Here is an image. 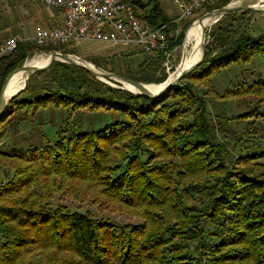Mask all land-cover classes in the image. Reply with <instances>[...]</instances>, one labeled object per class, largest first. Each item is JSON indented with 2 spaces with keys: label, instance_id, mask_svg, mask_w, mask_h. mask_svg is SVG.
<instances>
[{
  "label": "trees",
  "instance_id": "trees-1",
  "mask_svg": "<svg viewBox=\"0 0 264 264\" xmlns=\"http://www.w3.org/2000/svg\"><path fill=\"white\" fill-rule=\"evenodd\" d=\"M226 1L207 11L224 6ZM149 2L153 7L141 17L152 27L169 23L158 2ZM132 3L140 8L147 5L142 0ZM229 17L230 13L220 19L216 33L206 31L212 43L205 46L203 61L184 78L198 76L197 68L210 77L232 63L244 64L255 56L264 58V34L235 36L230 24L224 23ZM183 38L182 31L175 44ZM213 43L219 49L215 55L209 48ZM60 47L39 49L68 53ZM28 50L27 43L21 42L13 53L0 56V89L7 75L23 65ZM138 68L122 74L144 83H162L167 77L163 74L148 79L141 73L140 64ZM19 75L20 71L15 72L11 78ZM228 94H250L264 103V79L240 85ZM196 103L190 90L181 88L180 83L158 98H149L112 88L82 67L61 61L31 75L25 88L8 102L0 123L17 104L30 107L33 116L48 114L49 119L40 123L49 125L54 123L53 112L61 108L64 123H73L72 129L77 111L83 109L94 114L98 110L121 111L126 116L103 128L71 130L65 139L52 143L44 140L23 152L0 154L2 166L14 170L11 179L0 187V264H210L205 254L215 253V247L236 245L247 249L239 254L226 251L223 261L218 262L264 264V167L250 163L253 156L264 158V149L240 156L237 162L249 167L248 172L226 173L225 179L235 178L241 184L234 205H229L233 189L226 188L222 180L228 152L211 134L202 109L194 108ZM143 153L146 158L141 157ZM175 159L182 172H176ZM254 173L261 180L254 181L250 175ZM63 188L75 198L83 192L92 198L102 196L104 200L96 201L142 217L152 226L167 224L169 237L195 243L198 256L180 253L183 257L174 258L175 243L166 248L164 237L147 234V225L120 224L63 206L48 207L46 200ZM203 188L206 193L201 194ZM193 193L205 198L208 213L193 208ZM221 208L225 217L213 221L210 214ZM204 221L213 223L211 231L215 238L220 236L218 244L205 243ZM169 250L173 255H166Z\"/></svg>",
  "mask_w": 264,
  "mask_h": 264
},
{
  "label": "rangeland",
  "instance_id": "rangeland-1",
  "mask_svg": "<svg viewBox=\"0 0 264 264\" xmlns=\"http://www.w3.org/2000/svg\"><path fill=\"white\" fill-rule=\"evenodd\" d=\"M156 1L158 2L159 8L170 20L167 26V32L168 39L170 38L171 42H168L169 46L167 51L161 53V55L139 51H125L112 47L106 43L93 40L72 42L60 48L63 52L67 51V54L85 59L102 70L111 71L120 75H123L122 73L126 69L139 70L138 65L140 64L141 73H144V76L148 79H156L163 74L167 75L166 78L168 79L173 78L172 75L178 68L182 53L186 46L188 30L191 23L203 13L207 12L209 7L212 8L217 3H222L225 0H211L193 16L182 19L179 18V11L176 6L169 0ZM237 1L239 0H227L226 4L235 3ZM142 3H147L145 8H141L142 14L150 12L154 5V3L149 2V0H142ZM259 5H264V3L260 2L257 6ZM48 14L49 9L41 5L37 0H0V43L6 37L18 32L24 38L22 43H27L29 46V55L24 60V63L27 58L36 54L49 55L52 52L42 48L39 49L40 46H37L31 38L33 26L37 23L43 24L41 22V17H47ZM219 22H221L220 19L218 21H213L212 24L205 29L203 28L205 33L206 31L208 33H216L217 29L215 27ZM224 23L230 24V28L235 31V36L241 33L252 36L264 34V6L263 8L254 7V9L231 12L230 17L227 18ZM182 31L184 32L182 42L180 44H175L178 35ZM202 32L199 38L200 42L202 39ZM205 41V46L208 42L212 43L211 38L207 35H205ZM172 43H174V45ZM216 45L217 44L213 43L209 46L212 55L217 54L219 50L218 45ZM159 56H162L161 59ZM198 69L199 68L194 70L197 71L198 76L194 75L192 78H183L180 81V87L190 90L197 100L194 108L202 109L209 123L208 126L211 134L215 137L216 141L227 149L228 160L226 159L223 162L225 174L222 176V180H224L226 188L233 189L231 193L232 202L229 201V205L233 206L234 201L237 199V192L239 191V189H237V187H239L238 184H241L235 178L228 180L225 179V176L226 173L228 176H233L238 171L248 172L249 167L237 162L238 159L241 158L240 156L247 151H249V153H257L259 149H264V103L250 94L229 95L228 91L235 90L243 84H250L259 78L264 79V58L255 56L250 62L244 64L232 63L218 70L210 77H205ZM20 73H22V71H20ZM11 79H9V82ZM103 83L112 88L136 94L134 91L125 88L119 82L109 80V83ZM146 83L158 84L159 82L150 81ZM77 112L74 128L72 129L73 123H64L63 119L65 113L61 108L53 112L52 121L54 123L49 125L48 123H40V120L47 121L49 119L48 114L41 112L40 116H33L30 107L18 104L13 106L9 116L0 123V154L11 155V153L15 151L23 152L41 144L44 140L52 143L56 141V139H65L64 137H66L71 130L90 131L103 128L115 121V118L126 116L125 113L114 110H98L95 114L84 109ZM188 119H191L190 115ZM256 148L257 151H255ZM141 157L146 158L147 155L143 153ZM253 158L255 159L251 160V165L260 164V168L264 167V158H256V156H253ZM174 161L177 166L176 172H182L179 160L175 159ZM253 169L255 168L253 167ZM261 169L264 170V168ZM13 173V169L2 166L0 163V187H2L7 180L11 179ZM250 175L254 181H259L257 179L259 175L255 173L254 175ZM55 181L58 182L57 179H55ZM191 183L195 184L193 180ZM203 187L207 189L206 186ZM204 188L201 190V194L206 193ZM220 191H223V187L220 188ZM74 196V194L63 188L51 194L50 198L46 200V204L51 208L63 206L71 211L87 212L95 218L110 220L120 224L132 223L139 224L140 226L147 225V234L154 233L155 235L164 237L166 240V248L171 243H175L177 248L176 253H174L175 256H173L174 258L183 257L181 255L187 254L198 256V252L195 250V243H187L182 241V239H173L169 237L165 229L167 224H163L161 228L155 227L142 217L132 216L126 212L118 211L115 206L111 204L104 205L101 204L99 200L96 201V198L104 200L105 198L102 196L92 198L84 192L81 193V196L78 198ZM192 197V206L195 210L204 213L209 212L208 205L203 196L198 193H193ZM223 212V208L218 209L216 212H212L210 217L213 221L223 219L226 215H223ZM212 225L213 223L204 221V230L207 232L204 241L205 243L208 242L209 244L212 243L211 245H216L218 244L220 236L217 235L215 238L214 231H211ZM215 248V253L208 252L205 254V259L210 262V264H227L226 262H218L222 260L224 252L234 251L239 254L240 252H244V249H247V247L237 245L227 246L226 248ZM221 248L224 250L221 251ZM180 253L181 255H179ZM166 255L171 256L173 254L171 250H169L168 252L166 251ZM201 260H203V257ZM228 264H235V262L231 261Z\"/></svg>",
  "mask_w": 264,
  "mask_h": 264
},
{
  "label": "built area",
  "instance_id": "built-area-1",
  "mask_svg": "<svg viewBox=\"0 0 264 264\" xmlns=\"http://www.w3.org/2000/svg\"><path fill=\"white\" fill-rule=\"evenodd\" d=\"M56 14L59 23H37L31 38L37 46L68 45L93 40L125 51L143 53L166 52L167 26L152 27L142 18L141 8L132 0H37ZM179 11V18H188L211 0H169ZM24 40L12 34L0 43V56L13 53Z\"/></svg>",
  "mask_w": 264,
  "mask_h": 264
},
{
  "label": "water",
  "instance_id": "water-1",
  "mask_svg": "<svg viewBox=\"0 0 264 264\" xmlns=\"http://www.w3.org/2000/svg\"><path fill=\"white\" fill-rule=\"evenodd\" d=\"M259 1L260 0H239L235 3H233V2L228 3L224 6L214 8L210 11L203 13L201 16H199L197 18V20L201 21V19H212L213 21H218L225 14H228L231 12L254 9V7H252V6L259 3ZM205 35H206L205 31H203L202 32V39L200 42L201 43V51H202V55H201L200 59H198V61H196V63H194L193 65L183 68L172 79L169 80L168 78H166V80L164 82H162L164 84L163 87L157 93L151 92L146 87L147 85H149L147 83L136 81V80H133L131 78L125 77L123 75H120V74H117V73H114L111 71L102 70V69L92 65L89 61H87L85 59H81V58L74 56L72 54H63L61 52H52L49 54V56H50L49 61L41 67H30L24 63L21 67L15 69L11 73H9L7 75V77L5 78L2 86H1V89H0V117L3 114L4 110L6 109L8 102L13 97H15L17 94H19L25 88V85H26V81H25L22 88H20L16 93H14L13 95H11L7 98V96L5 95V90H6L8 81L11 78V76L15 72L24 71L25 73L28 74V76H27V79H28L35 72L48 69L54 61H61V62L80 66L83 69H85L89 74H91L93 77H95V78H97L103 82L109 83V80H113V81H116L119 83H127L135 89L134 92L136 94L145 95L149 98H158V97L162 96L164 93L170 91L173 87L177 86L180 83V81L189 72H191L194 68H196L203 61L204 53H205V44H206L205 43L206 42L205 41Z\"/></svg>",
  "mask_w": 264,
  "mask_h": 264
},
{
  "label": "bare ground",
  "instance_id": "bare-ground-1",
  "mask_svg": "<svg viewBox=\"0 0 264 264\" xmlns=\"http://www.w3.org/2000/svg\"><path fill=\"white\" fill-rule=\"evenodd\" d=\"M260 2L264 3V0H260L259 3ZM259 3H257L256 5H253L252 7L263 8L264 5L257 6ZM212 22H213L212 19H201V21L195 19L191 23V26L188 30V35H187L188 38H187L186 46H185L184 51L182 53V57H181L179 65H178V68L173 73L172 77H175L183 68L193 65L194 63H196V61H198V59H200V57H201L200 56L201 44L199 42V38H200L202 30L204 31V29L206 27L210 26L212 24ZM201 55H202V53H201ZM49 59H50L49 55H46V54H38L37 55L36 54V55H33V56L27 58L25 64L27 66H30V67H34V66L35 67H41L40 65L46 61L48 62ZM27 76H28V74L25 73L24 71H22V73H20V75L18 77L14 78L10 82L8 81V84H7V87L5 90V95L7 96V98L9 96L13 95L14 93H16L20 88H22V86L24 85V83L27 79ZM170 79H172V78H170ZM121 84L125 88L129 89L130 91H135V89L133 87H131L129 84H127V83H121ZM163 85H164L163 83L149 84L146 87L151 92L157 93L163 87Z\"/></svg>",
  "mask_w": 264,
  "mask_h": 264
},
{
  "label": "crops",
  "instance_id": "crops-1",
  "mask_svg": "<svg viewBox=\"0 0 264 264\" xmlns=\"http://www.w3.org/2000/svg\"><path fill=\"white\" fill-rule=\"evenodd\" d=\"M43 15V14H41ZM42 18V23L43 24H48V25H54V24H57L59 23L58 19L56 18V14L54 11L52 10H49V14L48 16H44V17H41Z\"/></svg>",
  "mask_w": 264,
  "mask_h": 264
}]
</instances>
